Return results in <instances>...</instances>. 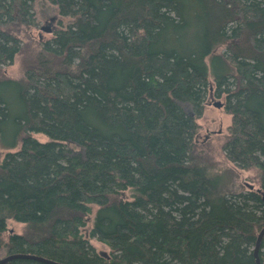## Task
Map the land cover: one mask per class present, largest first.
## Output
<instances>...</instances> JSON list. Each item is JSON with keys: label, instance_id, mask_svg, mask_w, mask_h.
Returning <instances> with one entry per match:
<instances>
[{"label": "trees", "instance_id": "obj_1", "mask_svg": "<svg viewBox=\"0 0 264 264\" xmlns=\"http://www.w3.org/2000/svg\"><path fill=\"white\" fill-rule=\"evenodd\" d=\"M47 1L71 21L24 49L23 77L0 73V250L61 264H257L264 0ZM33 3L0 0V64L23 50ZM210 89L231 116L221 149L257 169V189L226 194L208 174L214 146L196 136ZM93 205L89 236L108 254L81 231Z\"/></svg>", "mask_w": 264, "mask_h": 264}, {"label": "rangeland", "instance_id": "obj_2", "mask_svg": "<svg viewBox=\"0 0 264 264\" xmlns=\"http://www.w3.org/2000/svg\"><path fill=\"white\" fill-rule=\"evenodd\" d=\"M33 19L34 25L23 28L18 32V36L21 39L23 50L18 53L13 62L8 65L0 64L3 66L0 72L14 79H19L23 77L25 65L28 61L27 54L31 50H37L36 43L37 39L39 41L49 39L53 36V31L59 27L67 25L71 18L68 16H61L58 13V8L56 5L51 4L47 0H34L33 3ZM43 27H49V32L42 29ZM223 46L217 47L216 51H222ZM27 49L28 51L24 50ZM33 54V51H31ZM26 55V57H25ZM27 59V61H26ZM209 80L212 83V78ZM219 100L224 103V96L216 98L212 95V90L210 89L205 101V108L201 117L197 119L200 124V129L197 133V140L203 141L208 138V143L206 147L214 146V150H211V157L215 164L211 169L208 170V174L211 177L217 179V184L221 192L226 194L238 192L241 190H248L250 187L257 189L258 184V172L257 169L243 170L238 168L234 163L229 161L224 152L221 149V145L225 140L227 134V127L231 122V116L226 113L222 107L213 106V102ZM184 110L187 113H191V106L189 103H182ZM40 140L46 139L42 134H33ZM208 144V145H207ZM204 145V144H203ZM204 147V146H203ZM18 148V146H17ZM16 148V149H17ZM205 148V147H204ZM8 149L3 147L0 143V160L4 156ZM15 149H12V151ZM130 190L125 191L126 196H130ZM97 206H92V213L86 222L85 227L81 229L84 237H86L89 242L95 247L96 251L101 253H109V247L104 243L96 240L94 237L89 236V231L93 225V218ZM7 229L12 232L19 233L23 230V224L14 222L12 220L7 221ZM3 239H6V233L2 234ZM5 256V249L0 250V258Z\"/></svg>", "mask_w": 264, "mask_h": 264}, {"label": "water", "instance_id": "obj_3", "mask_svg": "<svg viewBox=\"0 0 264 264\" xmlns=\"http://www.w3.org/2000/svg\"><path fill=\"white\" fill-rule=\"evenodd\" d=\"M42 29H44L45 31H48V32L50 31L49 27H43ZM212 104L215 107H222L223 106V103L221 101H219V100L214 101ZM251 188L252 187H250V189ZM262 197L264 199V193L262 194ZM263 234H264V227L258 233L257 240H256L255 246H254V255L256 257V263L257 264H260L258 256H257V250H258V247H259V244H260V240H261V237H262ZM102 254H105V253L102 252ZM17 257L32 258V259H36V260H39V261L46 262L48 264H61V263H57V262L52 261V260H48V259H44L42 257H37V256H33V255H28V254H10V255H6L5 257L0 258V263H3L5 261H7V260H10L12 258H17Z\"/></svg>", "mask_w": 264, "mask_h": 264}]
</instances>
